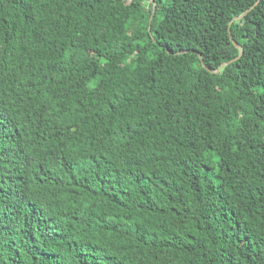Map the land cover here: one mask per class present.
<instances>
[{
    "label": "trees",
    "instance_id": "trees-1",
    "mask_svg": "<svg viewBox=\"0 0 264 264\" xmlns=\"http://www.w3.org/2000/svg\"><path fill=\"white\" fill-rule=\"evenodd\" d=\"M0 264H264V0H0Z\"/></svg>",
    "mask_w": 264,
    "mask_h": 264
},
{
    "label": "water",
    "instance_id": "water-1",
    "mask_svg": "<svg viewBox=\"0 0 264 264\" xmlns=\"http://www.w3.org/2000/svg\"><path fill=\"white\" fill-rule=\"evenodd\" d=\"M155 9H156V5H155V8H154V12H155ZM230 63V62H229Z\"/></svg>",
    "mask_w": 264,
    "mask_h": 264
},
{
    "label": "rangeland",
    "instance_id": "rangeland-1",
    "mask_svg": "<svg viewBox=\"0 0 264 264\" xmlns=\"http://www.w3.org/2000/svg\"><path fill=\"white\" fill-rule=\"evenodd\" d=\"M147 5H149V3H147Z\"/></svg>",
    "mask_w": 264,
    "mask_h": 264
}]
</instances>
